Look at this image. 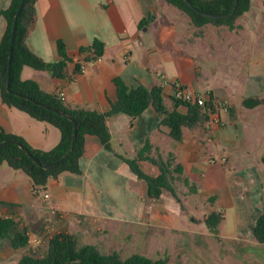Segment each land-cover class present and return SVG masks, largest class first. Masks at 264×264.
<instances>
[{"label":"crops","instance_id":"obj_1","mask_svg":"<svg viewBox=\"0 0 264 264\" xmlns=\"http://www.w3.org/2000/svg\"><path fill=\"white\" fill-rule=\"evenodd\" d=\"M9 1L0 0V9ZM35 6V19L25 40L28 47L52 61L58 56L56 39L62 38L71 60L62 76L25 64L22 78L35 79L70 105L98 110L107 109L116 99V75L130 86H160L166 105L177 85L206 99L212 95L215 109L202 125L184 126L181 140L169 134L168 126L160 123L162 115L152 105L134 118L122 112L110 115L107 125L113 150L96 135L86 134L82 171H63L49 179L47 188L42 187L48 197L35 190L24 170L2 162L0 215L13 216L20 226H26L28 234L40 233L44 240L63 231L73 234L78 243L96 245L100 252L119 253L121 246L111 244L114 231H122L121 237L126 235L128 243L131 236L144 241L145 247L152 243L166 246L169 237L181 234L185 240L198 234L216 238L207 227L203 230L197 225L205 224L204 217L217 210L222 213L217 237L224 239L230 255H245L244 249L264 251V242L252 231L264 207V71L258 75L261 82L251 83L247 72L245 76L235 72L240 82L229 88L209 81L218 73L215 59L224 60L230 48L240 47L236 58L249 63L248 41L233 45L231 40L217 39V32H225L227 27L194 26L186 12L166 0H36ZM252 11L264 13V0H251L250 8L239 16L243 19ZM143 18L147 22L140 24ZM238 23L243 26L242 21L235 25ZM5 25L0 14V37ZM94 37L104 42V52L85 59L91 51L81 55L80 47L89 45ZM76 61L79 71H74ZM248 95L260 101L245 106L242 99ZM52 126L0 98V128L22 135L33 146L50 149L59 141L60 131ZM146 138L163 153L174 152L196 192L178 185V196L168 191L158 198L147 195L145 182L117 154L132 156ZM140 165L150 174L158 172L148 160H140ZM8 249H0L1 260Z\"/></svg>","mask_w":264,"mask_h":264},{"label":"trees","instance_id":"obj_2","mask_svg":"<svg viewBox=\"0 0 264 264\" xmlns=\"http://www.w3.org/2000/svg\"><path fill=\"white\" fill-rule=\"evenodd\" d=\"M166 1L186 12L194 26L200 27L207 23L226 24L231 29L235 27V18L248 10L251 4V0H237L235 10L226 15L231 10L234 0H189L190 4L185 0ZM20 2L21 0H10L7 6L0 9V14L6 20L5 29L0 37V98L8 106L24 110L36 119L52 123L59 129L60 138L52 148L43 149L33 146L20 134L0 128V141L4 140L0 144V164L6 162L14 168L24 170L32 180L34 188L38 186L42 188L47 185L49 179L57 177L63 171L76 173L82 171L80 157L84 150L86 134L96 135L105 147L113 150L111 133L107 125V118L110 115L122 112L134 118L152 105L162 115L160 123L168 126L169 134L175 140H181L184 126L202 125L208 118V113L214 111L215 102L212 95L203 104L170 95L171 103L166 105L160 86L148 87L144 84L130 86L119 75L113 77L116 99L110 101L107 109L98 110L66 103L57 93L42 88L35 79L21 76L25 64L39 69H49L53 75L62 76L71 57L62 38L56 39L58 56L52 61H45L26 44V36L35 19L36 0H23L11 41L13 19ZM145 22L147 18L141 19L140 24ZM80 49L91 51V55H86L85 59L97 58L104 52V42L94 37L89 45ZM9 54L11 59L8 72ZM79 70L80 62L76 61L74 71ZM8 77L11 90L6 87ZM259 101V97L253 95L242 99V103L248 107ZM30 154L40 163H37ZM117 154L128 163L135 175L145 182L147 195L151 198H158L165 191L178 196L179 182H182L188 191H197L174 152L170 150L163 153L148 138L135 148L132 156ZM143 159L155 164L158 172L150 174L144 171L140 165V160ZM55 160V163L49 164ZM221 218L222 213L217 210H211L204 217L209 231L216 236ZM252 231L258 241L264 242V207L256 217ZM0 237H7L12 247L20 248L28 243V229L26 226H20L19 220L13 216L0 215ZM18 264H168V256L151 257L133 252L121 257L115 250L103 253L96 245L92 243L79 245L73 234L60 231L48 239L43 254L33 255L25 252L19 257Z\"/></svg>","mask_w":264,"mask_h":264},{"label":"rangeland","instance_id":"obj_3","mask_svg":"<svg viewBox=\"0 0 264 264\" xmlns=\"http://www.w3.org/2000/svg\"><path fill=\"white\" fill-rule=\"evenodd\" d=\"M237 21H242L243 26L238 23L237 26L235 25V27L231 29L226 24H219L227 27L224 28L227 30H225V32L218 31L216 34L217 39L231 40L233 45H235L236 42L248 41V47L246 50L250 51L254 58L248 53L249 63L245 62L244 59L242 61H240L239 58L237 59V50L240 51V47L230 48L231 50L229 49V54L226 55L227 57L224 60H222L220 56H217L215 61L218 66V73L210 76L209 81L213 84H224L228 88L231 87L233 83L240 82V79L237 80V77L235 78V72H242L244 76L247 72V74L252 77L251 80H248L249 83H251V81H260L258 75L264 71V68H262L264 64L262 65L261 63V58H264V13L252 11L246 14L243 19L240 16H237L235 18V24ZM242 49L244 50V48ZM251 57L254 60H256L255 57L258 58V61H251ZM52 127L58 129L56 126ZM178 185L182 186L183 183L179 182ZM200 210L198 209V212ZM194 212L196 213V211ZM197 226L203 230L207 227L203 223L198 224ZM125 228L127 227L123 226V229ZM117 230H121V227H117ZM121 233L123 232L114 231L112 233L113 236L110 235L111 244L121 246L119 248V255L121 257H125L133 252H139L151 257H163L167 255L168 264H260L261 261L264 264V251L260 252L256 249L255 251L244 249L243 253L245 255L233 256L230 255L228 250H226V247L228 246L225 244L224 239H220L217 236L215 238V236L210 234L207 236L205 234H198V236L193 237V240H185V236L181 234L179 237L178 235L174 236L173 239H170L169 237L166 240V246L163 244L160 246L158 243H152L145 247L146 243H144V241L137 242L133 236H131L130 242L128 243V237H126V235L121 237ZM35 235L39 236L40 233ZM47 241L48 240L44 239L39 243L30 241L26 246L20 247L18 248L19 250H16L11 249L7 237H0V249L5 251L7 247L9 248V252L3 256V260L0 259V264H18V259L24 252H29L33 255H41L47 248ZM78 244L80 245L81 241ZM248 253L249 255L247 256Z\"/></svg>","mask_w":264,"mask_h":264},{"label":"built area","instance_id":"obj_4","mask_svg":"<svg viewBox=\"0 0 264 264\" xmlns=\"http://www.w3.org/2000/svg\"><path fill=\"white\" fill-rule=\"evenodd\" d=\"M62 94V93H61ZM174 95L176 97H179L184 100L192 101V102H197L199 104H203L206 100V98L203 95L198 94L196 91H192L190 89H186L181 85H177L175 88ZM62 97V96H61ZM36 191H41L43 193L44 197L49 196V192L47 190H43L41 187H35ZM28 242L33 241V242H42L43 238L39 235L35 234H28Z\"/></svg>","mask_w":264,"mask_h":264},{"label":"water","instance_id":"obj_5","mask_svg":"<svg viewBox=\"0 0 264 264\" xmlns=\"http://www.w3.org/2000/svg\"><path fill=\"white\" fill-rule=\"evenodd\" d=\"M185 1H187V2L190 4V1H189V0H185ZM22 2H23V0H21L20 4H19V6H18V9H17V11H16V13H15V15H14L11 41H12V38H13L14 27H15V24H16V20H17V16H18L19 10H20V8H21V6H22ZM236 4H237V0H234V3H233V5H232L231 10H230L228 13H226V15H230V14L235 10ZM210 15H211V14H210ZM10 49H11V43H10ZM88 51H89L88 49L82 50V51H81V55L87 53ZM10 59H11V55L9 54V57H8V64H9V65H8V72H9V67H10ZM6 87H7L8 90H11V88H10V86H9V77H8V79H7V85H6ZM75 134H76V126H74L73 136H75ZM3 142H4V140L0 141V144L3 143ZM73 142H74V140H72V144H73ZM70 148H71V147H70ZM30 155H31V154H30ZM31 156H32V155H31ZM32 157H33V159H34L37 163H40L39 160H38L36 157H34V156H32ZM55 162H56V160H55V161H52V162L49 163V164H52V163H55ZM43 165H46V164H43ZM43 188L46 189L47 186H43Z\"/></svg>","mask_w":264,"mask_h":264}]
</instances>
